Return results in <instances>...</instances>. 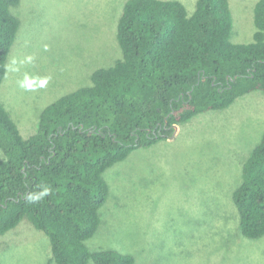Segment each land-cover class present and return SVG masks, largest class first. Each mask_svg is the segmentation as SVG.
Returning <instances> with one entry per match:
<instances>
[{
    "label": "trees",
    "instance_id": "trees-1",
    "mask_svg": "<svg viewBox=\"0 0 264 264\" xmlns=\"http://www.w3.org/2000/svg\"><path fill=\"white\" fill-rule=\"evenodd\" d=\"M22 0H0V90L22 25ZM252 41H233L230 0H126L116 25L121 55L40 113L29 137L0 93V236L24 219L50 242V264H135L132 253L92 248L110 195L104 173L175 134L195 116L264 93V0ZM239 232L264 236V133L233 190Z\"/></svg>",
    "mask_w": 264,
    "mask_h": 264
},
{
    "label": "rangeland",
    "instance_id": "rangeland-1",
    "mask_svg": "<svg viewBox=\"0 0 264 264\" xmlns=\"http://www.w3.org/2000/svg\"><path fill=\"white\" fill-rule=\"evenodd\" d=\"M125 1L22 0L23 21L0 93L24 137L49 103L120 57L115 33ZM182 1L192 13L197 0ZM257 1L230 0L233 41L253 40ZM263 133L258 90L137 149L104 173L110 195L87 244L132 253L135 264H264V236L251 240L239 232L232 199ZM50 254L48 238L28 220L0 236V264H50Z\"/></svg>",
    "mask_w": 264,
    "mask_h": 264
},
{
    "label": "water",
    "instance_id": "water-1",
    "mask_svg": "<svg viewBox=\"0 0 264 264\" xmlns=\"http://www.w3.org/2000/svg\"><path fill=\"white\" fill-rule=\"evenodd\" d=\"M177 129H178V125H175V130L177 131ZM176 131H175V134H176ZM175 134H174V135H175Z\"/></svg>",
    "mask_w": 264,
    "mask_h": 264
}]
</instances>
